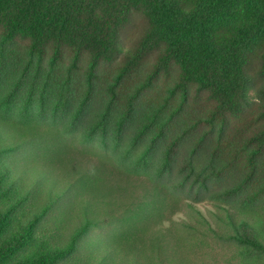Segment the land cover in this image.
<instances>
[{
	"label": "rangeland",
	"instance_id": "rangeland-1",
	"mask_svg": "<svg viewBox=\"0 0 264 264\" xmlns=\"http://www.w3.org/2000/svg\"><path fill=\"white\" fill-rule=\"evenodd\" d=\"M196 1L185 0V4L191 7ZM150 29L146 9L132 6L120 24L123 52L96 58L89 49L72 43L59 47L50 44L41 52L22 32L7 39L5 27L0 24V116L17 124L59 132L71 148L66 157L57 159H63L64 165H58L60 170L71 171L74 165L83 170L103 162L108 168L109 185L124 187L120 191L125 197L122 206L131 203L133 193L145 194L152 189L153 170H135L136 159L148 154L153 162L162 163L168 148L178 144L173 153L180 162L178 168L195 161L197 173L206 170L211 181L204 186L201 178L199 189L179 192L180 202H173L159 221L161 228L174 231L182 222L198 226L197 236L184 239L177 253L185 263L189 260L188 264H264V255L251 253V248L236 240H221L209 231V226L199 224L201 213L213 230L225 233L230 229L219 219L226 213L216 201H226L256 218H264V154L258 160L257 175L246 185L251 171L248 153L255 147L252 137L264 123V43L250 57L248 69L255 79L251 102L238 114L227 113L224 123L223 117L215 114L218 102L195 83L184 81L182 66L168 55L167 45L154 40L146 43ZM223 31L231 33L228 27ZM30 150L31 145L25 144L2 156L0 170L16 169L20 175L33 165L48 170L43 160L27 163ZM21 176L17 178L11 172L15 189L30 192L29 177ZM39 197L29 198L15 212V219L23 220L35 213L40 200L46 198L44 191ZM57 208L40 221L35 231L39 241L49 233L61 205ZM115 227L95 228L81 244L103 240L106 231H116ZM53 240L65 245L68 238L65 235ZM37 247L31 244L24 256ZM85 254L86 248L60 264H80Z\"/></svg>",
	"mask_w": 264,
	"mask_h": 264
},
{
	"label": "trees",
	"instance_id": "trees-1",
	"mask_svg": "<svg viewBox=\"0 0 264 264\" xmlns=\"http://www.w3.org/2000/svg\"><path fill=\"white\" fill-rule=\"evenodd\" d=\"M132 6L145 8L151 19L146 43L154 40L167 45L168 55L182 66L184 81L195 83L218 102L215 114L222 116L224 123L227 113L238 114L250 104L255 79L248 68L255 49L264 43V0H197L191 7L185 0H0V24L7 39L22 32L41 52L50 44L72 43L89 49L96 58H110L123 52L120 24ZM224 27L231 33L224 32ZM262 71L264 74V55ZM261 91L264 96V88ZM256 131L252 137L255 147L247 158L251 171L246 185L257 175L258 160L264 154V123ZM25 144L31 145L32 153L27 163L43 160L48 170L33 165L24 168L22 176L16 169L0 170V264H10L15 258L14 264H60L84 248L88 254L82 255L80 264H188L177 249L180 252L184 239L197 236L198 226L182 222L174 231L161 228L159 221L173 202H180L179 192L199 189L201 178L207 186L211 176L203 169L197 173L195 161L178 168L180 162L173 154L178 144L175 149L168 148L162 163L153 162L148 154L136 159L135 170H153L152 189L145 194L133 193L131 203L124 206L125 197L120 192L124 187L109 185L103 162L83 170L74 164L71 171L60 170L63 159H57L66 157L71 148L59 132L0 116V159ZM11 172L17 178L27 175L31 191L16 190ZM43 175L46 178H39ZM43 191L46 198L40 200L38 210L16 220L15 212L29 198L40 199ZM219 203L216 201L226 213L219 219L230 231L213 230L201 213L199 224L209 226L221 240H236L251 248V253L264 255V218L226 201ZM58 205L61 210L54 216L49 233L39 241L35 231L40 221ZM186 205L195 209L191 203ZM111 225L116 231L107 230L102 242L81 244L93 229ZM65 235V245L54 242ZM31 244L38 247L24 256ZM95 253L101 256L95 257Z\"/></svg>",
	"mask_w": 264,
	"mask_h": 264
}]
</instances>
